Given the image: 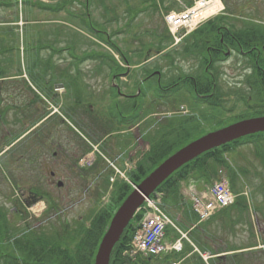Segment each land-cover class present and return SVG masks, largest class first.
<instances>
[{"label": "rangeland", "instance_id": "rangeland-1", "mask_svg": "<svg viewBox=\"0 0 264 264\" xmlns=\"http://www.w3.org/2000/svg\"><path fill=\"white\" fill-rule=\"evenodd\" d=\"M4 1L3 4H7L9 8L0 7V24L6 23L10 27H0V39L4 32L14 31V34L9 38L4 37V40L6 45L13 47L11 60L15 63L10 69L9 79L0 81V98L3 103L0 105V161L3 164L2 166L0 162V207L6 210L8 222L18 231L24 228L32 231L42 228L44 232L53 228L59 231L62 225L66 229L77 227L75 224L77 221L87 224L89 220L87 217L92 216L99 208L107 206L110 201L112 185L109 182L107 191L101 194L104 175L111 174L112 166L118 167L123 178L119 177L116 181L121 182V179H124L126 182L125 177L135 170L140 157L149 149V145L141 138L144 131L154 132L158 124L164 123L167 117L177 112L179 106H186L190 117L194 116L187 125L192 128V133L181 145L234 123L239 115H253L256 111L264 110V100L260 102L248 100L244 105L235 103L232 113L227 114L226 110L234 103L233 97L228 99L225 109H216L195 107L191 100L177 104L173 102L172 95L168 99L158 100L148 92L142 95L141 103L144 105L145 115L142 114L143 117H140V126L131 128L130 133L133 137L130 145L125 151L116 149L113 155L102 152L105 156L100 152L101 148L97 147L100 154H96L101 156L99 168L97 171L84 174L79 169L90 168L79 166L93 164L96 154H90L86 146L80 144L76 134L73 136L69 132L72 125L77 127V122L70 118V115L65 114L71 123L61 125L63 113L60 105H72L73 100L77 99V92H81L84 95V98L79 99L80 103L84 104L82 110L89 113L88 105L91 104L92 114L100 117L106 108L104 104L108 100V95L104 92L107 89L106 85L109 84L106 77L107 68L89 56L98 53L96 55L104 57V60L105 57L111 56L121 62V56L124 55L128 59L126 68L132 71L128 78L130 80L128 95L136 94L135 91L132 92L136 79L140 81V94L155 83V81L143 83L144 74L141 69L158 71L155 70L156 66L159 69L161 67L162 78L165 75L169 77L187 73L193 69L194 63L190 60L177 59L171 68L164 64V54L173 55L172 52L181 44L177 46L171 44L167 49L156 53L155 33H160L166 28L162 19L164 9L160 8L159 0L158 12L152 10L149 3H141L146 0ZM38 2L50 5L65 4L64 9L52 13L40 11L37 8ZM169 3L175 4L173 10H182L186 6L185 0L165 1V5ZM209 3L206 12L204 6L202 23L221 15V6L226 9L229 7L233 13L242 11L239 9L243 8L241 15L246 12L253 15L252 12H257L259 16L254 15L253 21H264V0H211ZM140 7L147 10L140 13ZM49 42L54 43L51 49H63L58 54H52L55 65L59 69H66L69 66L70 70H78L81 72L79 78H83V87L79 90L77 85L66 90L56 88L52 93V100L38 88V85L40 88L41 85L35 80L36 75L37 78H43V71H37L36 74L32 68V63L40 58L39 53L43 59L48 58L49 50L40 52V48L49 46ZM111 42L119 47L120 54L114 53L106 45ZM149 44L152 46L146 52L143 48ZM17 50L18 56L15 53ZM76 59L79 60L77 64ZM233 62L234 59L229 58L220 70L223 73L220 83L224 91L233 87L236 92L243 89L245 72L234 74ZM139 64L140 69L136 68ZM261 65L264 66L261 63L258 67ZM122 66V70L125 71L124 63ZM94 70L100 73H95ZM93 92L95 96L92 95ZM101 100L103 102L99 104ZM255 103L261 104L254 105ZM82 120L86 124L90 123V120ZM194 124L199 128H195ZM80 129L90 140L91 132L88 127ZM139 138L138 144L136 139ZM258 150L261 152L256 156L254 146L246 145L225 154V158L236 171L240 169L245 172V175L237 177L235 184L241 192L240 196L243 195L246 199L247 212L243 214L240 219L242 221L235 227L234 233L227 235L229 242L235 245L243 247L247 243L255 245L253 248L243 250L246 253H240L242 250L238 252L242 264H264V159H262L264 144H261ZM118 154H125L127 167L121 160L115 159ZM83 160L86 163H82ZM226 177L228 178L227 171L220 169L216 176L209 178L208 181L198 174L191 175L188 184L194 182L202 186L206 182H216V179L227 180ZM183 182L179 185L178 192L181 199L189 205L185 191L183 192L185 198L181 193L182 185L186 187ZM59 183L61 186H58ZM129 186L133 189L131 184ZM172 236L170 233L169 237L173 238ZM188 237L187 235V239ZM178 240L175 238L171 241ZM164 257L166 256L160 258ZM159 262L156 264H165L164 260Z\"/></svg>", "mask_w": 264, "mask_h": 264}, {"label": "trees", "instance_id": "trees-1", "mask_svg": "<svg viewBox=\"0 0 264 264\" xmlns=\"http://www.w3.org/2000/svg\"><path fill=\"white\" fill-rule=\"evenodd\" d=\"M165 1L166 0H159L161 5L160 8L162 7L161 9H164L165 12L175 7L174 3L165 5ZM4 2V0L0 1V7L9 8L7 4H3ZM68 3L70 4L71 1H68ZM141 3H149L152 10L155 12H158L159 10V3L157 0H146ZM185 3L186 6H190L192 0H185ZM64 4L65 3L61 5H50L38 2L37 8L40 11L43 10L56 13L60 9H64ZM146 10V8L140 7V13ZM227 10L231 15H241V12L244 11L243 8H240L239 10L242 11L233 13L229 7ZM252 14L253 15H250V13L246 12L243 16H249L247 17L249 19H254L252 18L254 15L257 17L259 16L257 12H252ZM234 20L237 19L222 16L215 17L184 37L180 47L172 52L173 55L171 53L164 54V64L169 66V68L174 65V62L177 59L190 60L192 62L196 61L198 62L199 67L194 71L192 69L187 73H181L176 76L167 77V75H165V77L161 78L159 84L155 82L150 88H146L144 92H141L140 102H142V95L149 92L152 94L153 98L158 100L168 99V97L172 95L173 102L177 104L191 100L192 105H198V103H200L207 105L209 108L219 109L224 108L225 104L229 101L228 99L233 97L234 103L230 109L226 110L227 114H231L235 103H241L244 105L248 100L254 102L264 100V77L263 74L258 72V70H256V75L254 77L246 79L243 89H240L237 92L234 90L235 87L229 89L226 88L227 90L224 91V88L220 83L221 72L217 68V64L222 50H219V48L222 47L221 45L228 48H234L235 46L231 41V38H228V35L225 34L224 42L221 43V35L218 32V29H222L219 25L224 24L225 26H228L230 32H236L233 23ZM6 26V23L0 24V27ZM165 29L166 28L162 29L160 33H155L156 53L167 49L172 44V39L167 29ZM248 31H251V33ZM3 34L4 36L0 39V81L9 79L8 75L10 69L15 63L11 60L13 47L6 45L4 40V37L9 38L10 35L14 34V31H6ZM239 36L242 39H252L257 46L264 44V29L259 26L242 27L240 28ZM52 42H49V46H43L40 48V52L42 50H49L50 53L48 58L43 59L39 53L40 58L32 63L33 71L36 74L38 73L37 71H43V78L37 80L36 76L38 75L35 74V80L40 83L41 88L39 85L38 88L43 93L45 92L47 97L51 94L50 91L53 88V82L55 79L52 72L62 71L52 61V54H58V52L63 51V49H51V47H54L53 44L55 43ZM106 45L114 53L120 54L119 47L114 42ZM150 46L152 45H146L143 49L148 52L151 48ZM15 53L18 56L19 50ZM96 54L98 53H94L89 57L94 58L101 65L106 67L109 61H105L104 57ZM76 61L77 62L75 63L77 64L79 60ZM261 63H264V60ZM17 64H19L18 61ZM68 67L66 70H70ZM141 70L145 78L152 77L149 75L153 73L154 70ZM155 70L161 71L162 69L161 67L159 69L156 66ZM42 83L48 87L43 89ZM136 86L137 88H140V83ZM259 104L261 103H255L254 105ZM0 105H3L1 98ZM262 115H264V110L256 111L253 115L242 114L238 116V119L235 122ZM193 119L194 116L181 118L172 116L166 118L164 123L158 124L154 132L149 133L148 131H144L142 139L149 145V149L140 157L136 170L132 171L127 176L133 185H138L143 178H145L168 156L185 146L181 145V143L192 133V128L187 125ZM136 123L137 115L129 121L127 128L133 127ZM118 126L123 128L121 123H118ZM194 126L195 128H199L196 127L195 124ZM97 139L99 140V138ZM94 143L97 144V141H94ZM261 144H264V132L242 137L238 140L209 150L183 165L158 186L156 190L163 193V209L165 213L182 233H186L189 236L188 240H182L184 245L180 252L166 254V257L162 259L154 258L147 260L146 258L138 257L135 260H131L126 255V252L128 251L130 240L137 229V225L143 217V213L139 212L132 217L119 239L114 244L109 256L108 264H156L160 260H164L165 264H242L241 258L238 257L240 253H246L243 250L253 248L255 245H251V243H247L244 247L235 245L234 243L229 242L227 235L234 233L235 227L240 221H242L240 219H242L243 214H246L247 212L246 199L243 195L240 196L241 192L236 188L235 184L237 177L245 175V172L240 169L236 171L225 158V154L232 153L241 146L251 145L254 146L255 154L258 156L261 152L258 150ZM86 148L88 151L91 150L90 146ZM9 150L11 151L12 148ZM262 156H264V154H262ZM262 159H264V157H262ZM99 160L100 158L98 157L95 164L90 169L88 168L89 170L79 169L80 172L85 174L87 172L97 171V168H99L98 164H100ZM1 165L3 166L2 162ZM220 169L227 171L230 188L238 195L235 203L232 206L217 212L208 221L198 224L195 228L190 230L192 225L196 223V217L191 211L190 205L181 199L178 192L179 183L195 174L202 176V178H205L208 181L209 178L215 177L217 171ZM104 177L101 185V194L108 189V175L105 174ZM132 190L133 189L126 182L116 181L111 187L110 201L108 205L99 208L92 216L87 217L89 218L87 224L82 221H77L75 223L77 227H68L66 229L65 226L62 225V228L59 231H55L53 228L48 232H44L42 228L35 231L24 228L18 231L8 222V219L6 218V210L3 207H0V264H93L98 246L107 230L113 214ZM176 215H178L179 218ZM170 233L173 235V238L169 237ZM176 233L177 231L172 227H168L165 230V236L170 241L180 237V235ZM240 250L242 251L240 252ZM238 252H240L239 255ZM204 254L209 256L206 261L202 258V255Z\"/></svg>", "mask_w": 264, "mask_h": 264}, {"label": "flooded vegetation", "instance_id": "flooded-vegetation-1", "mask_svg": "<svg viewBox=\"0 0 264 264\" xmlns=\"http://www.w3.org/2000/svg\"><path fill=\"white\" fill-rule=\"evenodd\" d=\"M222 17H229L234 18L237 20H234V26L236 32L229 31L230 29L228 26H225L224 24H220V28L218 29V32L220 33V42H224V34L228 35V38H231V41L234 44V48H228L223 47L221 45L222 49L219 48V50H222L221 56L219 57V62L217 64V68L222 70V65L226 63V61L229 58H233L234 62L232 64L233 72L240 73V71L245 72V80L248 78H252L256 75V70H258L259 73L263 74L264 77V66L261 65L258 67L259 64L264 60V44L262 45H255L254 41L252 39H245L241 38L239 36L240 34V28L242 27H261L264 29V22H257L253 21L246 16L240 15V14H230L227 11H225L222 15ZM243 21V22H242ZM249 32V31H248ZM251 33V31L249 32ZM227 38V39H228ZM227 41V40H226ZM254 44V45H253ZM249 45V46H247ZM122 61H116L111 56L105 57L106 61H109L107 64V72L106 77L108 78V83L106 85L107 89L104 93H107L108 100L104 104L106 105L105 109H103L102 114L100 117L97 115H93L92 107L93 105H88V112L85 110H82V106H84L83 103H80L79 99L84 98V95L81 92H77V99L73 100L72 105H60L62 108V118L60 119L61 125L65 126L66 124H70V118L75 120L77 122V127L72 125V129L69 130V132L74 136L76 134L77 138L79 137L80 144L83 143L86 147L89 146V144H93L94 141H97V146L101 148V152L108 153L110 155H113L116 153V149H120V151H125L126 148L129 146L126 144V140L131 139L133 135L130 133L131 128H127L129 125V121L137 115V123L134 126H140V117H143L145 115L144 105L140 102V89L136 90V84L140 81L139 79H136L137 81H134L135 86L133 87V91H135L136 94L128 95L129 93V83L130 80H128L129 76L132 74V71H130L128 68H126V65L128 63V59L123 55L121 56ZM62 61L63 59H59ZM122 63L125 65V71L122 70L123 66ZM194 67L193 71L196 70L199 67L198 62L194 61ZM264 64V63H262ZM136 68L140 69V64L136 66ZM62 71H53L52 74L54 75V82H53V88L50 91V99H53V94L56 90V88L61 85V87L66 90V88H72L77 85L78 90L83 87L82 81L83 78H79L81 76V72L75 71V70H66L61 69ZM138 70V69H137ZM95 73H100L97 70H94ZM134 72V71H133ZM159 72V71H153ZM221 72V71H220ZM223 73L221 72L222 76ZM151 78H148L145 80V77H143V83H151L152 81L157 82L158 84L161 82V75L159 73H154ZM155 77V78H154ZM42 79V78H37ZM43 82V80H42ZM244 86V84H243ZM48 87L45 86L42 83V88L45 89ZM138 89V88H137ZM101 94H103L101 92ZM92 95L95 96L94 92ZM76 96V95H75ZM201 98V97H198ZM100 100V96L98 97ZM103 101L101 100L99 104H101ZM195 107H207L205 104H198L194 105ZM142 110V111H141ZM69 111V113H67ZM66 115H70L69 117H66ZM153 115V114H152ZM87 119L90 120V125L86 124L84 120ZM118 123H121V128L118 126ZM116 125V126H114ZM88 127L89 132H91L90 140H88L86 137L87 134L84 133L80 128L81 127ZM133 126V127H134ZM116 128V129H114ZM111 129V130H110ZM110 131V132H108ZM84 135H83V133ZM89 134V133H88ZM99 138V140L97 139ZM124 139V140H123ZM139 139H136V142L139 144ZM86 141L88 143L86 144ZM137 144V145H138ZM60 147V146H59ZM116 147V148H115ZM137 150V149H135ZM109 155V156H110ZM116 155V154H115ZM119 155L116 156V159ZM119 161V159H117ZM53 174V173H51ZM28 203V202H27ZM147 260H151L148 258Z\"/></svg>", "mask_w": 264, "mask_h": 264}, {"label": "water", "instance_id": "water-1", "mask_svg": "<svg viewBox=\"0 0 264 264\" xmlns=\"http://www.w3.org/2000/svg\"><path fill=\"white\" fill-rule=\"evenodd\" d=\"M264 132V116L248 118L188 143L155 167L123 200L103 235L93 264H108L114 244L138 208L170 175L201 154L242 137ZM58 186H61L59 183Z\"/></svg>", "mask_w": 264, "mask_h": 264}, {"label": "built area", "instance_id": "built-area-1", "mask_svg": "<svg viewBox=\"0 0 264 264\" xmlns=\"http://www.w3.org/2000/svg\"><path fill=\"white\" fill-rule=\"evenodd\" d=\"M209 5V2L201 0L196 2L193 8L178 14L170 13L165 18L176 42L179 40L176 37L179 30L190 31L204 21V14ZM184 191L192 202L193 211L199 222L206 221L214 212L229 206L234 200L226 180L223 179L205 192H198L194 185H188ZM160 206L159 194L154 198L146 199L143 207L146 215L132 238L129 253L131 256L135 254L157 256L170 250H180V241L173 244L164 242V230L167 225H172V223L162 212Z\"/></svg>", "mask_w": 264, "mask_h": 264}]
</instances>
